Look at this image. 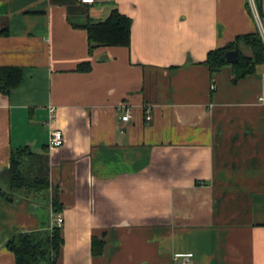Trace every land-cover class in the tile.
I'll use <instances>...</instances> for the list:
<instances>
[{
	"label": "crops",
	"instance_id": "obj_1",
	"mask_svg": "<svg viewBox=\"0 0 264 264\" xmlns=\"http://www.w3.org/2000/svg\"><path fill=\"white\" fill-rule=\"evenodd\" d=\"M256 3L255 17L248 0H0V66L21 72L0 94V189L19 147L50 187L0 196V264H14L12 232L48 229L55 214L54 264H264V61L235 82L229 66L210 77L200 63L237 35H264ZM113 8L130 19L128 46L88 52L81 25ZM49 106L64 138L54 150Z\"/></svg>",
	"mask_w": 264,
	"mask_h": 264
},
{
	"label": "trees",
	"instance_id": "obj_2",
	"mask_svg": "<svg viewBox=\"0 0 264 264\" xmlns=\"http://www.w3.org/2000/svg\"><path fill=\"white\" fill-rule=\"evenodd\" d=\"M254 5L257 8L256 0ZM85 29L87 39V51L103 46H128L130 19L116 8L109 11L105 19L101 21L86 20L82 25ZM245 47L247 53L241 51ZM233 50L236 60L226 63L224 52ZM264 61V47L258 31L237 35L231 42L223 47L208 50L204 59L200 62L205 65L209 76L219 71L223 66H229L231 82L254 73L257 64ZM77 71L89 69L88 62L78 63ZM21 79V72L16 67L0 66V94L7 95ZM213 88L210 89L212 93ZM32 154L26 147H19L9 153V181L7 189H0V196L10 199L12 195L26 196L27 193L39 194L49 187L44 172H38L32 176L24 167L22 157ZM50 188V187H49ZM49 206L52 212L57 213L61 204L58 199L56 185L51 188ZM61 238L59 228L51 227L32 231H15L10 234L4 242L5 248L11 252L14 264H54L58 253ZM101 241L91 238V254L101 252Z\"/></svg>",
	"mask_w": 264,
	"mask_h": 264
},
{
	"label": "built area",
	"instance_id": "obj_3",
	"mask_svg": "<svg viewBox=\"0 0 264 264\" xmlns=\"http://www.w3.org/2000/svg\"><path fill=\"white\" fill-rule=\"evenodd\" d=\"M78 4L80 5H92L93 3L100 1V0H75ZM249 1V7L251 8V10L253 11V15L256 17V12L254 9V4L252 0H248ZM261 37V41L263 43V47H264V35L260 34ZM262 97H258V100H261ZM48 117L45 121V124L48 126V135H47V140H46V148L48 150H54L57 149L59 147H61L64 143V138L63 135L60 131V129L58 128H53L50 127L51 123L53 122L54 119V115H55V109L52 106H49L48 109ZM129 110L125 109L122 111L121 115L119 116V119L121 121H125L129 118ZM143 120L145 121H149L150 120V114H149V107L148 105H144L143 107ZM50 207V206H49ZM62 223V217L59 214H55L54 218L52 221H50L48 228L51 227H59ZM190 256V254H182L180 255L179 259H175L177 257H174V259L176 260V264H185L187 262L188 257Z\"/></svg>",
	"mask_w": 264,
	"mask_h": 264
},
{
	"label": "water",
	"instance_id": "obj_4",
	"mask_svg": "<svg viewBox=\"0 0 264 264\" xmlns=\"http://www.w3.org/2000/svg\"><path fill=\"white\" fill-rule=\"evenodd\" d=\"M224 59L226 63H233L236 60V53L233 50H228L224 52Z\"/></svg>",
	"mask_w": 264,
	"mask_h": 264
},
{
	"label": "rangeland",
	"instance_id": "obj_5",
	"mask_svg": "<svg viewBox=\"0 0 264 264\" xmlns=\"http://www.w3.org/2000/svg\"><path fill=\"white\" fill-rule=\"evenodd\" d=\"M244 53H247V51H245Z\"/></svg>",
	"mask_w": 264,
	"mask_h": 264
}]
</instances>
